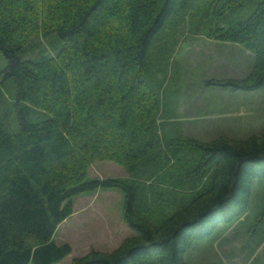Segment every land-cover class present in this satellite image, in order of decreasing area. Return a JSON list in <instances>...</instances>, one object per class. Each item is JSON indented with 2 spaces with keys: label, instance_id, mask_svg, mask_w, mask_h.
<instances>
[{
  "label": "trees",
  "instance_id": "trees-1",
  "mask_svg": "<svg viewBox=\"0 0 264 264\" xmlns=\"http://www.w3.org/2000/svg\"><path fill=\"white\" fill-rule=\"evenodd\" d=\"M245 1L0 0L8 62L0 95L13 79L19 122L13 132L0 119V264H56L70 255L57 229L76 197L101 188L125 193L124 219L135 234L70 264H189L195 241L246 213L253 182L264 179V133L200 141L180 125L161 128L158 115L166 87L176 86L171 54L188 12L191 31L254 53L248 77L213 85L264 89V0ZM48 31L58 37L54 50L23 59ZM103 160L123 165L132 179H87L89 166Z\"/></svg>",
  "mask_w": 264,
  "mask_h": 264
},
{
  "label": "rangeland",
  "instance_id": "rangeland-1",
  "mask_svg": "<svg viewBox=\"0 0 264 264\" xmlns=\"http://www.w3.org/2000/svg\"><path fill=\"white\" fill-rule=\"evenodd\" d=\"M245 2L251 4L248 0ZM189 16V12L185 14L186 21H181L175 32L178 46L171 54L170 74L176 86L171 82V87L165 89V103L158 114L160 127L170 130L180 125L185 136L207 142L218 137L242 140L263 134V88L244 92L213 85L218 80L248 77L256 64L254 53L239 43L210 39L206 32L191 31ZM56 39L58 42L57 34L48 31L33 41L35 47L26 49L20 56L37 58L38 51L44 47L50 53ZM7 64L0 52V71ZM16 90L15 81L10 79L1 87L0 95V119L13 132L19 130ZM162 149L166 156L173 153L166 140ZM187 155L183 152L182 157ZM106 178L130 180L132 174L115 161H95L89 166L87 179ZM152 184L156 193L167 188L157 181ZM124 204L125 193L118 188H101L76 197L73 215L55 234L56 241L70 243L73 252L56 264H70L92 249L111 252L133 236L134 231L124 219ZM186 261L189 264H264V179L253 182L246 213L232 224L223 223L211 235L195 241L186 253Z\"/></svg>",
  "mask_w": 264,
  "mask_h": 264
}]
</instances>
